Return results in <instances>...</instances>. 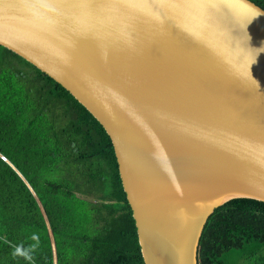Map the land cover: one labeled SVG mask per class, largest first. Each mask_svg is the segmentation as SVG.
Segmentation results:
<instances>
[{"label":"water","instance_id":"water-1","mask_svg":"<svg viewBox=\"0 0 264 264\" xmlns=\"http://www.w3.org/2000/svg\"><path fill=\"white\" fill-rule=\"evenodd\" d=\"M0 47L109 135L144 264H199L205 226L264 202V10L250 0H0Z\"/></svg>","mask_w":264,"mask_h":264},{"label":"trees","instance_id":"trees-1","mask_svg":"<svg viewBox=\"0 0 264 264\" xmlns=\"http://www.w3.org/2000/svg\"><path fill=\"white\" fill-rule=\"evenodd\" d=\"M264 10V0H250ZM39 245L31 261L12 255ZM199 264H264V202L209 218ZM0 264H144L112 141L60 84L0 47Z\"/></svg>","mask_w":264,"mask_h":264},{"label":"clouds","instance_id":"clouds-1","mask_svg":"<svg viewBox=\"0 0 264 264\" xmlns=\"http://www.w3.org/2000/svg\"><path fill=\"white\" fill-rule=\"evenodd\" d=\"M33 241H35L34 244L30 245L29 247L25 248L23 245L17 246L12 255L14 257H21L25 260L31 261L33 258V253L35 252L36 248L39 245V237L36 234H33L31 237Z\"/></svg>","mask_w":264,"mask_h":264}]
</instances>
